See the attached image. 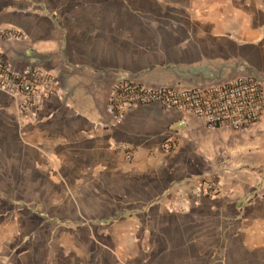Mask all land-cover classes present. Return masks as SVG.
Returning <instances> with one entry per match:
<instances>
[{
    "label": "crops",
    "instance_id": "1",
    "mask_svg": "<svg viewBox=\"0 0 264 264\" xmlns=\"http://www.w3.org/2000/svg\"><path fill=\"white\" fill-rule=\"evenodd\" d=\"M0 27L25 34L0 38L14 68L49 70L62 88L38 121L0 90V264H61L62 237L79 229L61 223L79 216L91 239L135 238L121 264H264V113L227 142L159 103L100 125L118 79L190 88L264 75V0H0ZM209 180L219 192L195 195Z\"/></svg>",
    "mask_w": 264,
    "mask_h": 264
},
{
    "label": "built area",
    "instance_id": "2",
    "mask_svg": "<svg viewBox=\"0 0 264 264\" xmlns=\"http://www.w3.org/2000/svg\"><path fill=\"white\" fill-rule=\"evenodd\" d=\"M0 38L24 39L25 34L13 28L0 27ZM0 90L17 101L21 113L32 121H38L44 104L52 97H61L62 88L56 76L41 67L28 66L17 69L12 66L0 49ZM159 103L192 114L204 120L210 129L229 127L247 130L257 123L264 113V75L252 71L231 80L179 88L152 85L129 78L115 80L108 92L106 110L109 123L102 127L118 126L127 113L138 104ZM125 158H133V150L127 144H115ZM174 147L172 139L162 143L165 151ZM220 190L216 180L203 181L194 188L199 196H214Z\"/></svg>",
    "mask_w": 264,
    "mask_h": 264
},
{
    "label": "rangeland",
    "instance_id": "3",
    "mask_svg": "<svg viewBox=\"0 0 264 264\" xmlns=\"http://www.w3.org/2000/svg\"><path fill=\"white\" fill-rule=\"evenodd\" d=\"M211 130H217V129H211ZM219 130H222L221 134L223 137V142L224 141L227 142L226 139L229 138L230 132L233 130L229 127H224ZM237 131L244 132L245 130H237ZM201 146L202 147H200V150L209 156L216 155L218 151V148L213 146V143L207 144V142H203ZM222 146H224V144ZM219 151L225 153L226 150L225 148L224 149L220 148ZM87 207L88 206L86 205L80 206V208L83 211V214ZM154 215L156 217L159 216L156 213H154ZM81 223L82 222L80 216H79V222L77 224H73V222L69 223L65 221L61 223L63 227H67V228L70 227L74 229L75 226H77V229L79 228L76 238L74 236H69V235L62 237V247L64 249L62 252L61 264H121V243L134 244L135 238H119L116 236L114 237V236L95 234V236L91 239L85 235V230L84 227H81L82 226ZM154 223L156 226L158 225L157 220L154 221ZM93 224L96 225L94 227L96 233L97 232L96 230L99 231L101 229L99 224H102V222H100V220L99 221L97 220L94 221ZM121 224L123 223L121 222ZM160 225L161 223L158 226ZM170 227L172 228L174 226H168L167 228ZM151 240L154 243L163 245L166 243L175 244L177 243L176 241L179 239L177 237H171V238L169 237L168 239L169 241L167 242L166 238L152 237ZM66 246L68 248L71 247L72 251L71 252L66 251L65 250V248H67ZM55 264H58L57 259Z\"/></svg>",
    "mask_w": 264,
    "mask_h": 264
}]
</instances>
